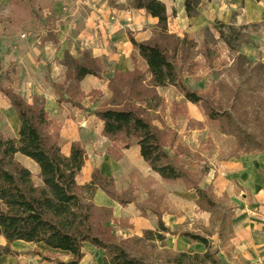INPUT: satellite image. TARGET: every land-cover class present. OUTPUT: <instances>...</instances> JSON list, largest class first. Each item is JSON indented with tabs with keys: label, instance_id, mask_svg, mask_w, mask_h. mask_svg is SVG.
<instances>
[{
	"label": "rangeland",
	"instance_id": "rangeland-1",
	"mask_svg": "<svg viewBox=\"0 0 264 264\" xmlns=\"http://www.w3.org/2000/svg\"><path fill=\"white\" fill-rule=\"evenodd\" d=\"M93 3L104 7L121 6L127 18H124L123 27L119 31L125 32L128 38L130 34L135 37L136 33L144 31L151 33L147 40L159 36L157 23L148 21L146 15L128 13L133 8V2L127 0H0V65L3 73L0 86H11L15 90L13 86L17 80L19 61L23 62L34 50L40 55L39 62L44 59L42 65L46 74H55V68H59L57 56L65 55L63 43L58 39L59 34L71 38L80 35L82 28L88 25V13L94 10L91 7ZM238 12L233 11L235 19ZM215 21L204 26L185 25L182 28L183 34L179 36H187L188 44L173 60L190 89L205 96L216 108L231 111L245 128L264 140V20L235 22L238 30L236 34L242 41L238 43L240 52L250 59L242 68H254L252 81L244 85L245 94L237 100L235 91L239 78L235 72L236 53L220 38L215 29ZM79 47L81 43L73 44L66 51L72 50L77 54ZM118 50L130 54L132 68L125 71L134 68L146 71L145 61L133 55L129 48L123 45ZM50 52L53 56L48 59L46 54ZM101 60L104 72L96 83L101 94H94L93 97L97 103L91 105L90 97L83 98L82 102L94 109L111 97L107 76L118 70L108 57ZM174 90L170 94L158 88L166 101L157 114L162 116L168 126L165 142L170 155L192 180L200 181L202 186H212L221 198L228 189V197L224 201L236 208L237 233L233 241L221 244L216 236L210 237V240L219 249L223 264H264V155L260 150L250 154L239 150L235 137L224 131L227 128L225 121L210 119L203 105L188 101L177 89ZM74 99L82 100V95L74 93ZM62 109V115L69 119L76 120L78 112L82 116L76 125L71 124L88 146V168H95L92 158L103 155V152L109 153L117 161L123 157L121 144L103 135L100 121L88 110L66 101ZM157 123L162 125L159 121ZM61 124V121L54 119V128L60 130ZM16 127V116L10 101L0 92V133L6 137L15 136ZM119 171L122 177L120 186L115 181L117 199L107 196L123 206H133L130 217H117L114 207L108 206L113 209L116 218L113 226L119 239L142 236L143 231L152 225L151 216L157 212L164 213L166 225L176 232L168 235L166 240L167 247L175 251L196 249L191 248L194 241L185 237L184 232L207 235L214 230L210 213L201 210L196 204L194 189H188L187 183L181 180H163L140 153L132 151ZM85 176L86 170L80 174V184L86 182ZM33 178L36 183L40 182L35 171ZM151 244L148 242L143 247L133 241L127 247L132 253L148 254L152 252ZM22 246L27 253L35 254L36 250H40L56 260L67 258L64 254L49 253L42 245ZM162 249L158 246L157 252L153 254H161Z\"/></svg>",
	"mask_w": 264,
	"mask_h": 264
},
{
	"label": "trees",
	"instance_id": "trees-1",
	"mask_svg": "<svg viewBox=\"0 0 264 264\" xmlns=\"http://www.w3.org/2000/svg\"><path fill=\"white\" fill-rule=\"evenodd\" d=\"M202 2L185 0L186 14L197 16ZM133 7L145 10L157 19L159 36L140 41L133 34L129 35L146 62V71L134 68L132 71L116 70L108 75L111 97L95 109L83 105V98L90 97L91 105L95 106L94 94H101V91L94 89L86 94L80 87L87 75L101 78L104 72L102 60L90 52L85 50L74 56L66 51L62 60L67 68L66 80L51 84L59 96V103H72L99 118L104 124L103 135L121 144V150L136 142L143 160L163 180H181L187 183L188 189H194L196 204L210 213L214 230L207 235L190 231L183 235L191 241L201 242L205 250L175 251L168 248V235L176 232L166 225L160 212L156 213L157 230L146 229L142 236L119 239L113 226L116 222L113 209L98 205L94 200L98 189L117 199L114 177L95 167L91 180L80 184L78 178L88 159L85 146L74 141L70 154H65L60 130L53 126L46 99L35 95L30 102L11 86H0V92L9 99L19 118L18 137H6L0 133V235L7 241L6 245H0V257L18 254L11 245L15 241H24L43 243L69 255L67 260H56L40 250L35 251L42 259L54 264H80L84 257V243L89 242L105 251L103 264H223L219 249L214 247L210 237L217 235L221 244L232 239L235 209L219 199L211 186L202 187L200 181L192 180L186 170L174 162L165 142L168 126L157 114L166 102L158 88L173 86L188 101L203 105L210 119L225 121L227 128L224 131L235 137L238 149L246 154L260 150L264 155V140L245 128L231 111L216 108L205 96L188 87L173 60L188 44V38L169 31L166 4L161 0H134ZM215 29L236 53L235 72L239 83L236 84L235 99H241L245 94L244 85L252 81L254 68H242L250 59L240 52L238 43L242 41L236 34L235 17L230 23L216 20ZM1 68L0 65L2 79ZM74 93L81 94L82 100H75ZM18 153L38 164L41 184L34 181L31 169L16 158ZM133 241L143 247L152 243V252L132 253L127 246ZM158 246L163 248L162 253L155 255Z\"/></svg>",
	"mask_w": 264,
	"mask_h": 264
},
{
	"label": "crops",
	"instance_id": "crops-1",
	"mask_svg": "<svg viewBox=\"0 0 264 264\" xmlns=\"http://www.w3.org/2000/svg\"><path fill=\"white\" fill-rule=\"evenodd\" d=\"M161 1H163L166 4L167 11L169 14V31L172 33H177L178 35L183 34L182 28L185 25L187 26L192 25L193 27L198 25L204 26L207 24H211V22H213L214 20H221L223 22L230 23L233 20V11H237V10H239V12L236 16L235 22L248 23L251 21L254 22V21L264 20V0H203V2L199 7V15L195 17H189L186 14L185 5H184L185 0H161ZM127 2H134V0H127ZM91 7H94V10L93 11L89 10L90 13H88V16L90 17L88 20V25L82 28L83 30L80 35L77 36L73 35L71 38L67 35L63 36V34H59L58 39L63 43L64 54L70 45L73 46V44L81 43V47H79L76 50L77 54H75L72 50H70L69 52L74 56H78L80 54L79 53L80 51L87 50L91 53L93 57L99 59L108 57L110 61L113 62L114 68H117L120 71H125L129 68H132L130 54L122 50L116 51V49L118 48L120 49L123 45H125V47L129 48L130 52L133 53V55L139 56L141 58L139 54V50L132 44L127 34L125 32L119 31L123 27L124 18H127L126 12L120 9L121 6H115V5L104 7V5L98 6L97 4L93 3ZM129 12L146 15L148 17V21H150L153 24L157 23V19L143 9H135L133 7L132 9H129L128 13ZM130 24L133 26L132 23ZM132 29H138V28H132ZM150 35L151 33L148 34L147 31H144V32L136 33L135 37L140 41H142V40H147L150 37ZM34 51H31L30 54H28L26 58L23 59V62L19 61V64L16 68L17 80L15 81L13 87L18 93H20L25 99H27L30 102H32V98L35 95L44 97L46 99V108L49 111L53 119V122L54 119H57L58 121L62 122V124L60 125L61 143H62L63 152L65 154L67 155L70 154L71 144L74 141H80L85 146L87 153H89L88 146L87 144L85 145V142L81 137V134L78 131H75L74 126L72 127L71 124L72 122L73 124L76 125L77 121H79L80 117L82 118V116H80L79 112L78 113L76 112L78 115L76 120L64 117L62 115L63 102L61 103L58 102L57 94L53 89V87L51 86V81L56 83H63L65 81L67 68L65 65L62 64L64 55L61 56L59 54L57 56L58 65H59V68H55L57 69V72L55 74L52 73L51 75H47L46 70L42 65L44 59L42 58V61L39 62L38 58L40 55L39 53H37V51L36 52ZM52 56L53 53L51 54V52L49 53V55L46 54V57L48 59L49 57ZM97 81H99V77H96L94 75H87L81 81L82 91L88 94L91 89H98L96 84ZM174 89L176 88L173 86L159 87V91H164L170 94L173 93V91H175ZM11 107L16 116V123H17L16 135L12 137H18L19 118L15 108L13 106ZM97 119L101 123L102 132H103L104 124L99 118ZM132 151L134 153H140L139 146L136 144V142H134L130 148L123 149V157L119 161L112 158L109 153L103 152V155L96 156V158H92L93 163L96 165L95 167H98L103 174L114 177L117 186H120L122 174L119 171V169L124 163V161L128 159ZM16 158L19 159V161L23 163L25 166H27L29 169H31L32 173L35 171L39 175L40 172L39 166L31 158L24 156L20 153L16 155ZM87 162L88 161H86V164L82 169V172L86 170L85 183L91 180V174L94 169V167H92L91 169L88 168ZM224 173L225 172H222V174ZM37 184H41V180ZM262 185H263L262 188L264 190V180ZM202 187H207V186H202ZM214 192L219 199L224 200L225 198L228 197L227 192L229 191L228 189H226V192L225 194H223L222 198L216 193L215 190ZM94 200L98 205L101 206H113L117 217H130L132 214V210H131L133 207L132 204L123 206L120 203H116L109 196H107V194L101 189H98L96 191ZM234 209H235V216L233 219L234 235L230 241H233L237 233L235 227L236 208L234 207ZM134 214H136V212H134ZM153 215L155 216H151L153 217L152 225L148 229L156 230L158 227V217L156 213H153ZM214 236L217 237V235H213L211 237ZM6 244H7L6 239L4 238V236L0 235V245L4 246ZM22 244L42 245L43 247L48 249V251H50L49 253L53 254V252H56V253L64 254L67 257L65 260L69 258V255L66 252L61 250L51 249L50 247H48L43 243L36 244V243H28L24 241H15L12 243L11 247L14 251H17L18 254L2 255L0 257V264H54L53 261L42 259L39 255L34 254L33 252L27 253L26 250L23 248ZM194 247L196 248L195 251L203 252L205 250L204 245L198 241L196 242L194 241V245H191V248ZM190 250H194V249H190ZM83 252H84V257L80 264H103V257L105 255V251L103 249L97 248L96 246H94L89 242H85L83 246Z\"/></svg>",
	"mask_w": 264,
	"mask_h": 264
}]
</instances>
